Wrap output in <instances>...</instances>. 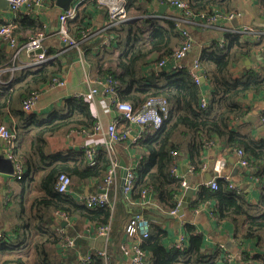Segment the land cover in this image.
Listing matches in <instances>:
<instances>
[{"label": "trees", "instance_id": "1", "mask_svg": "<svg viewBox=\"0 0 264 264\" xmlns=\"http://www.w3.org/2000/svg\"><path fill=\"white\" fill-rule=\"evenodd\" d=\"M186 1L192 13L230 11L223 5L227 0ZM259 1L264 9V0ZM153 2L125 0L127 9L137 10L135 17L100 31L90 23L93 8L105 9L98 0H88L86 4L78 6L75 15L67 20L70 36L85 48L86 61L97 76L111 78L114 84L111 94L115 101L128 102L134 110H140L150 96L164 98L168 102L166 117L159 127L147 126L140 139L132 143L141 156L134 168L133 185L128 194L111 198L113 207L90 208L69 193L57 192L54 187L60 173H66L78 181L96 179L102 184L110 166V157L104 148L99 147L94 165L88 164L82 149L71 153L74 158H65L45 150L47 136L60 130L95 131L98 119L91 102L83 97L71 96L46 117H39L22 108V101L26 97L40 91L59 74L65 61L75 56V47L62 56L50 57L34 68H20L3 74L5 80L14 75L5 87L0 85V125L6 124L3 117L10 110L18 117L17 126L6 125L13 129L16 139L20 135L28 137L24 144L20 143L13 149L14 162L25 169L21 186L30 185L35 180L34 175L41 174L35 187L32 185L31 196L19 203L15 226L8 233H0V264H79V253L90 254V262L86 264H104L94 252L105 245L104 241L89 235L99 225L110 226L107 248L111 262L116 264V255L121 256L119 243L126 224L136 214L143 215L150 222L148 236L138 237L150 264H232L227 260V256L231 255L227 249L224 251L218 246L215 253H210L204 247L202 236L193 224L186 222L182 227L181 247L170 245L171 234L162 227L163 222L171 219L166 215L176 209L185 189L183 179L171 173L173 160L185 150L192 170L199 171L204 165L201 155L207 148L205 143L210 141L214 142L213 146L219 141L229 155L237 149L243 150L252 170L242 168V172L244 177L255 179V186L259 189L257 204H250L246 192L242 188L231 187L229 179L217 177L216 188L199 184L186 211L193 213L207 206L218 225L226 221L235 227L242 224L241 239H254L260 250L252 256L241 250L238 262L264 264V135L257 139L251 132L241 133L232 126L233 122L244 119L248 112L243 104L245 96L264 93V67L250 69L239 77L231 74V66L238 59L249 57L260 46L259 41L248 36L224 33L222 37L225 43L220 46L219 39L213 34L210 46L204 47L198 56L201 73L210 87L206 106L200 108L201 86L192 80L188 66L178 69L153 68L154 63L172 54L183 41L182 27L170 18L174 15L172 12L160 18L148 13ZM6 23L0 20V27ZM11 24L12 34L23 41L44 31V25L32 19H12ZM25 29L31 32L23 36ZM106 35L112 37L109 45L103 44ZM2 44H6V41L0 36V68L10 67L13 64L12 52L6 51ZM46 50L50 55L52 49ZM262 118L264 125V111ZM173 151L177 152L176 156L171 154ZM113 187L114 183L108 186L109 197ZM143 190L152 194V203H137ZM129 204L137 205L139 211L130 210ZM57 211L64 212L72 222L64 228L74 238L75 245L65 251H60V245L65 240L56 230ZM75 220L85 221L81 222L83 227L78 226ZM96 239L102 240L100 247L93 245ZM111 246L116 247L115 252Z\"/></svg>", "mask_w": 264, "mask_h": 264}, {"label": "crops", "instance_id": "2", "mask_svg": "<svg viewBox=\"0 0 264 264\" xmlns=\"http://www.w3.org/2000/svg\"><path fill=\"white\" fill-rule=\"evenodd\" d=\"M31 1H33L31 6L24 5L17 12L11 11L9 7L7 9L2 8V3H0V20L12 21V19L21 18L32 19L40 22L44 25L43 32L45 34V38L43 40V44L46 49H52L49 56L53 57L57 55H64L72 48L62 42L57 35L58 16L60 13L64 12L65 9L57 5V0ZM87 1L88 0H71L70 9H75L82 4H86ZM223 5L228 7L230 11L237 13V17L231 22V24L236 26L252 24L257 27L264 28V9L261 7L259 0H227ZM148 10L149 14L158 13L157 3L153 2V4L149 6ZM131 11L137 13V10L134 8H130L129 12ZM169 12H172L173 14L177 13V11L167 7L165 14ZM91 13L92 17L90 19V23L93 25L95 30L100 31L109 21L107 10L95 7L91 10ZM130 17H135V15H130ZM191 31L193 44L184 59L188 64L192 63L195 58H198L204 47L210 46L212 38L214 37L213 34H215V32H213L210 28H198L197 26L192 27ZM30 32V30L25 29L23 31V36L29 35ZM2 45L5 46L6 51L10 53L12 52L13 54V50L7 44ZM78 47L79 50L75 47V56L66 60L62 70L59 72V75L65 80V84L63 86L45 84L41 88L39 97L31 109L32 113L37 114L39 117H46L55 108L61 107L64 104L65 99L71 96L81 97V94H84V92H86L92 85H95V79L99 77L93 67L88 63V61H86L85 48H82L80 45H78ZM66 56H68V54H66ZM34 59L35 55L33 54L27 55L22 53L10 67L0 68V85L5 87V85L13 79L14 74H12L10 79L7 80L3 77V74L7 71H11L12 67L15 68V71L20 68H26L29 64L28 62ZM262 67H264V47L259 46L249 57L238 59L237 62L231 66V74L234 77H239L250 69H260ZM200 86L202 94L208 97L210 89L209 82L204 79ZM94 100L95 102H91V104L95 116L98 121H100L99 129L94 132H87L85 129L60 130L54 135H49L47 136V143L45 146L47 153L60 154L65 158H74L71 153L79 151L82 146H93L98 148L101 146L104 138L103 132L106 129L107 124L116 118L117 112L114 108H111V110L107 112L104 111L106 106V98H104V95L97 94ZM243 104L244 107L247 108L248 112L244 119L242 118L238 122H233L232 126L235 127V130L240 131L241 133L251 132L252 135L258 139L262 134L264 135V133H262L264 128L258 130L257 126L260 123H256V117L260 116L261 119V114L264 111V93L246 95L243 100ZM17 120L18 117L10 110H7L4 114L3 121H5L8 125H12L13 128L17 126ZM121 122L122 121L119 123ZM69 131L71 133H68ZM131 131L132 133H136V131H138L137 126H132ZM27 140L28 137L26 135H20L18 139H16L14 148L18 147L20 143L21 145L24 144ZM129 140L130 136H128L125 141L118 142L115 145V157L118 160L123 159L126 166H130L132 164L134 165L138 161V158L141 157L137 154L136 148L132 147V143ZM0 152L4 156V148L2 147L1 142ZM223 156L226 158V163L219 170V175L229 179L233 184L239 185L244 192H246L247 201L252 205H256L259 197V189L255 186V179L244 177L242 167L238 165L236 154H227L226 148L219 141L216 142L215 146L204 149V152L201 155L204 165L199 171L194 172L192 170L190 158L185 150H182L177 155L175 168L180 175L184 176L187 183L193 186L195 191L199 184L208 182L207 179L210 177V173L212 174V179L217 175V171L214 169V163L217 159H220ZM40 174L41 172L36 173L34 175L35 180L32 181L30 185L23 188L20 182L22 177L17 179L15 175L0 172V233H8L15 226L17 222L16 215L20 209L19 203L27 200L31 196L33 191L32 185L35 187L36 180ZM101 185V182L96 179L78 181L77 179L72 178L71 190L69 194L78 200L82 194H86L87 192H98L101 190ZM183 193L184 192H182V194ZM122 194L124 193L121 189V173L119 171L118 179L114 183L110 198H117ZM181 196L182 195H180V197ZM193 197L194 193L191 196V199ZM128 207L132 211L139 210V207L135 204H129ZM209 210L210 209L206 206L196 212L189 213L185 208L183 215H177L174 218L170 217V220L163 222L162 227L165 228L169 234H171L169 243L173 241L176 242L177 238L182 236V227L186 222H189L193 224L197 231L201 234L204 247L210 253H215L218 246L222 247L224 251L228 250L230 252L232 264H241L238 262V256L241 250L247 252L249 256H252V254L257 252V250H260L254 239H241L243 232L242 224L239 223V225L235 227L231 222L226 221L222 225H218L210 215ZM81 222L85 221H76L78 226L80 225L83 227ZM101 241L102 240L99 239L96 243H93V245L100 247L101 244L99 245V242L102 243ZM239 243L241 244L239 245ZM226 245L228 247H226ZM250 260L251 259H249V261Z\"/></svg>", "mask_w": 264, "mask_h": 264}, {"label": "built area", "instance_id": "3", "mask_svg": "<svg viewBox=\"0 0 264 264\" xmlns=\"http://www.w3.org/2000/svg\"><path fill=\"white\" fill-rule=\"evenodd\" d=\"M9 9L13 12H17L24 5L31 6L33 1L31 0H7ZM154 2L159 4H167L169 8L177 11L176 14L171 16L175 21V24L182 27L181 35L183 37L182 45L179 48H176L172 54L162 58L160 61L153 64L155 70L159 68L166 67V69H178L184 66H188V72L192 77V80L201 85V79L204 76L201 73V63L198 58L194 59L192 63L188 64L185 62V57L193 44L192 31L189 29L191 26L198 28H210L215 32V37L219 39L220 46L225 43V39L222 37L224 33H231L234 35L248 36L255 41H259V45L264 47V28L257 27L252 24H243L241 26H236L231 24V22L237 17V13L234 11H225V10H215L211 14H206L203 12L192 13L188 8L186 0H154ZM106 10L109 16V23L106 24L103 28H108L111 25H114L121 21H126L130 18L129 9H127L125 0H98ZM75 15V9H68L60 13L58 16V26H57V35L59 39L67 44L70 47H76L79 50V43L72 39L68 31L67 20L71 19ZM152 17H166L165 14H150ZM7 23L3 24L0 27V36L4 38L6 44L13 50L12 61L15 62L22 53L27 55H35V59L28 62L26 68H34L44 61H47L50 56L47 54V50L43 44L45 38L44 32H38L33 37H30L26 41H23L21 38L12 34L13 25L11 20H4ZM112 37L105 36L103 38V44L109 45ZM36 49H41L40 52H34ZM172 61V62H171ZM14 67L11 68L13 72ZM95 85H92L84 94H81V97L86 98L90 102H95V96L97 94L104 95L106 98V106L104 111H110L111 108L117 112L115 119L111 120L104 130V138L101 143L102 148L106 150L110 157V166L106 171L104 178L102 179V185L98 192L95 193H86L82 194L78 199L80 202L86 204L90 208L111 206L113 207L112 199L108 196L107 190L108 186L111 183H115L118 179L119 165L118 159L115 157V145L120 141H125L128 136H130V142L134 143L140 139L141 135L145 132L146 127L157 128L163 122V119L166 117L168 111V102L164 98L150 96L146 99L143 107L140 110H134L132 105L128 102H118L115 101L112 97L113 92V82L110 77L105 78H96ZM48 85H57L63 86L65 80L58 74L55 75L52 80L47 83ZM40 91L32 92L28 97L22 101V108L25 111H31L33 105L39 97ZM97 100V99H96ZM207 103V96L202 94L200 99V108H205ZM263 120L261 114V121ZM122 121L121 123H119ZM263 122V121H262ZM100 121H97L95 130H98ZM121 125V126H118ZM137 126L138 131L132 133V126ZM68 133H71L70 131ZM132 133V134H130ZM0 141L1 145L4 148V156L13 161L14 172L12 175H15L18 179L22 177L23 169L21 166L14 162L13 159V149L16 143V136L13 130L6 124L0 125ZM212 141L206 142L207 147L213 146ZM86 157V161L90 165H94L98 156V147L87 146L81 148ZM237 156L238 165L242 168L252 170V166L245 158L244 152L242 149H237L234 151ZM173 156L177 155V152H171ZM138 161L133 165L126 166L125 175L121 178V189L124 194H128L133 185L134 178V168L139 162ZM226 158L223 156L220 159H217L214 163V169L217 171V175L210 181L204 183L212 188L217 187L216 178L223 177L219 175V170L225 165ZM176 160H173V165L171 167V173L177 177L183 179V186L188 187L187 180L183 175L175 168ZM231 182V181H230ZM71 177L66 173H60L57 176L55 182V190L60 193H70L71 190ZM231 187L238 189L241 188L239 185H235L232 182L230 183ZM140 205H147L152 203V194L148 190H143L140 194V198L137 202ZM180 206V198L176 209L172 210L171 213H176L178 207ZM56 218V230L64 237V242L61 243L60 251H65L69 247H74L75 242L74 238L70 237L65 230L67 224L71 225L72 222L67 217L64 212L57 211L55 212ZM66 221L67 224L62 227L61 222ZM150 231V222L143 215L136 214L132 216L125 227L123 234V239L119 243V249L121 257L123 258L124 264H150L148 259V254L145 250L140 247L138 242V237H147ZM94 238H101L105 245L101 248H97L94 252L99 255L104 264H114L111 262L110 252L107 248L110 237V226L109 225H99L94 227L90 234ZM182 236L178 237L176 242L170 243L175 247H181ZM172 246V245H171ZM220 247V246H219ZM224 252V251H223ZM227 260L232 262L230 255L227 256ZM79 264H86L90 262L89 253H79L78 255Z\"/></svg>", "mask_w": 264, "mask_h": 264}, {"label": "water", "instance_id": "4", "mask_svg": "<svg viewBox=\"0 0 264 264\" xmlns=\"http://www.w3.org/2000/svg\"><path fill=\"white\" fill-rule=\"evenodd\" d=\"M70 2L71 0H57V5H59L61 8L68 10L70 9ZM0 3H2V8L7 9L8 6V2L7 0H0ZM5 5H4V4ZM157 7H158V13L159 14H165V11L167 10L168 5L167 4H159L157 3ZM41 49H36L34 52L38 53L40 52ZM204 81V78L202 77L201 82ZM257 118V122L256 123H260L257 127L258 130H261L264 128V125L261 122L260 116L256 117ZM118 165H119V171L121 173V178L124 177L125 175V170H126V163L123 159L118 160ZM0 172L1 173H6L9 175H12L14 172L13 169V164L12 161L9 158H6L3 156V154L0 152ZM212 174L210 173V177L207 179V181H210L212 178ZM101 192H103V190H101ZM184 193L182 194V196L180 197V206L178 207V210L176 211V213H169L166 215V217L168 218H174L175 216L179 215H183L184 214V210L185 208H187L191 202V196L193 195L194 188L193 186L190 184H188V187H186L183 191ZM139 211V210H137ZM67 224V222L64 220L61 222V226L64 227ZM226 247H228L226 245ZM111 249L113 252H115L116 247L115 246H111ZM116 259H117V263L116 264H124L123 263V258L120 255H116Z\"/></svg>", "mask_w": 264, "mask_h": 264}, {"label": "rangeland", "instance_id": "5", "mask_svg": "<svg viewBox=\"0 0 264 264\" xmlns=\"http://www.w3.org/2000/svg\"><path fill=\"white\" fill-rule=\"evenodd\" d=\"M129 14H130L131 16H133V15L136 14V12L131 11Z\"/></svg>", "mask_w": 264, "mask_h": 264}]
</instances>
